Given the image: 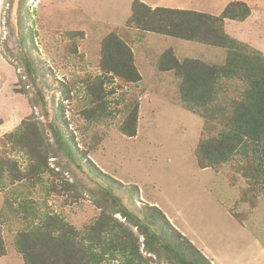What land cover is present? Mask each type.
Here are the masks:
<instances>
[{
    "label": "rangeland",
    "instance_id": "1",
    "mask_svg": "<svg viewBox=\"0 0 264 264\" xmlns=\"http://www.w3.org/2000/svg\"><path fill=\"white\" fill-rule=\"evenodd\" d=\"M17 1L24 0H0V139L17 129L22 121L31 119L38 123L44 141L53 147L41 110L31 105L32 94L20 92L21 69L6 59L8 55L4 56V43L14 54L17 52L15 34H18L16 30L10 41L5 42L6 19L10 18L12 23V18H19L18 14L25 11L27 26L33 31L37 61L47 75L45 85L39 78L38 86L48 114L51 116L62 106L59 110L62 125L93 173L85 167L79 169L75 163L62 168L51 158L50 166L60 172L56 182L72 188L59 193L44 190L52 179L45 174V187L29 188L15 183L0 191V233L5 246L0 264H23L13 246L14 236L23 225L11 215L10 209L28 199L38 212L63 216L80 230L100 213L94 202L96 186L102 184L99 177L116 188H136L132 199L116 191L122 205L134 214L145 206H156L211 264H264V186L261 190L257 188L252 201L242 203L239 189L250 185L237 172L236 162L214 169L197 167L194 151L202 137L204 120L182 108L178 81L172 72H159L157 67L158 58L167 49L173 50L179 60L196 59L209 65L222 64L226 51L124 28L133 0H27L18 11L14 9ZM138 1L154 8L213 16H219L230 2H243L251 15L242 23L228 21L225 32L264 56V0ZM114 29H121V36L130 43L142 82L123 88H119L118 80L106 83L104 101L110 114L93 124L81 114L88 106L83 79L99 75L100 42ZM67 33L72 35L75 52L66 49L72 42ZM238 85L231 82L228 97L236 95ZM112 89L114 92L110 94ZM135 102L139 107L137 132L135 137L127 138L119 128L129 111L127 108ZM57 155L66 161L62 154ZM0 157H9L24 169V155L12 152L6 143L0 144ZM255 187L258 185L250 189ZM116 217L121 220L119 215ZM110 264H120V259ZM153 264L158 263L155 260Z\"/></svg>",
    "mask_w": 264,
    "mask_h": 264
},
{
    "label": "trees",
    "instance_id": "2",
    "mask_svg": "<svg viewBox=\"0 0 264 264\" xmlns=\"http://www.w3.org/2000/svg\"><path fill=\"white\" fill-rule=\"evenodd\" d=\"M26 1H17L14 9L20 10ZM250 15V8L240 1L230 2L219 16H213L189 10L151 8L133 0L124 23V28L144 35L154 34L226 51L222 64L209 65L196 59L179 60L173 50L167 49L158 58L157 67L159 72H172L178 81L177 93L182 108L204 120L202 137L194 151L197 167L200 170L214 169L236 162L240 176L251 187L258 185L254 189L250 186L239 189L242 203L252 201L257 188L261 190L264 186V56L231 38L225 32V22L242 23ZM18 16L12 18V23L10 18L6 19L5 38V42L10 41L18 31L15 34L17 52L14 54L8 43H4L3 55L5 58L8 55L6 59L21 69L23 88L20 92L32 94L31 105L41 110L53 138V147L44 141L38 123L31 119L22 121L17 129L4 135L0 144L6 143L12 152L22 153L25 166L21 170L17 161L0 157V191L15 183L29 188L45 187V174L52 179L44 190L67 191L72 186L56 182L60 172L50 166L51 158L62 168L75 163L79 169L85 167L91 173L93 169L83 162L82 151L73 145V137L62 125L59 115L62 106L51 116L48 114L44 94L38 86L39 78L45 85L47 75L34 52L33 31L27 26L28 14L23 11ZM11 24L13 28H10ZM121 31L114 29L102 38L99 75L83 79L84 99L88 106L81 114L87 122L98 123L110 114L104 101L106 83L118 80L119 88H123L142 82L130 43L121 36ZM66 35L70 36L69 33ZM75 48L72 39L66 49L75 52ZM231 82L239 85L235 88L236 95L228 97ZM113 92L112 89L109 93ZM127 109L119 131L132 138L137 132L138 103L130 104ZM98 180L102 184L96 186L97 199L94 202L100 213L80 230L67 223L63 216L38 212L36 205L28 199L10 209L11 215L23 225L13 239V246L23 264H110L119 259L120 264H153L155 260L158 264H211L169 224L156 206H145L134 214L122 205L116 191L122 197L131 198L136 188H116L102 177ZM4 255L5 246L0 233V257Z\"/></svg>",
    "mask_w": 264,
    "mask_h": 264
},
{
    "label": "crops",
    "instance_id": "3",
    "mask_svg": "<svg viewBox=\"0 0 264 264\" xmlns=\"http://www.w3.org/2000/svg\"><path fill=\"white\" fill-rule=\"evenodd\" d=\"M151 8H154V7H151ZM227 22H228V21L225 22V25H226ZM194 247H195V246H194ZM203 256H204V255H203ZM204 257H205V256H204ZM205 258H206V257H205ZM206 259H207V258H206ZM209 262L211 263V261H209Z\"/></svg>",
    "mask_w": 264,
    "mask_h": 264
}]
</instances>
